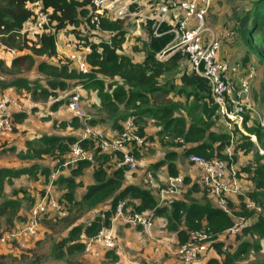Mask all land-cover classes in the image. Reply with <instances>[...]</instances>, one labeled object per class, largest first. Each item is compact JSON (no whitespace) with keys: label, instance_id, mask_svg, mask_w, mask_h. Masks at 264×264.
Segmentation results:
<instances>
[{"label":"trees","instance_id":"obj_1","mask_svg":"<svg viewBox=\"0 0 264 264\" xmlns=\"http://www.w3.org/2000/svg\"><path fill=\"white\" fill-rule=\"evenodd\" d=\"M158 1L160 0L149 1L146 5L153 6ZM132 7H130L131 11H139L138 6ZM230 10L232 16L228 23L232 28L227 29L223 39L219 38L221 46L226 41H231L234 33L236 38L239 37L248 46L249 52L255 54L260 62H264V0H244V4L234 10L231 7ZM92 11L91 0H0V43L3 47L16 45L19 47L18 54L8 62L0 58V94L7 89L24 91L35 102L52 101L50 110L55 112L63 104L66 105V101L61 99L63 93L76 87L93 90L97 92L101 107L106 109L108 114L106 118L116 134L121 133L123 124L130 121L137 134L144 139L142 146L135 144L126 146V151L130 152L137 161L153 140L144 133V125L149 121L158 126L155 135L160 143H171L170 145L180 147L196 143V146L184 150L185 157L196 155L206 161L228 160L229 164L232 163L233 159L224 155L225 150L230 146L231 135L228 132L219 133L212 129L214 122L216 120L218 122L220 117L216 114L218 106L211 98L208 82L194 72L180 71L183 57L178 52L166 61L161 62L157 59V55L168 50L173 41L174 35L170 32L172 27L167 23H161L155 30L152 21L143 22L146 39L140 40V48L134 46L132 49L134 53L144 55L142 62L137 63L131 57L122 54L128 33L124 30L121 20L100 17L98 32H107L110 35L109 40L98 39L99 34L90 23ZM39 13L46 15V24H39ZM34 25V30H30ZM60 34L72 36L76 49H80L81 46L88 49L85 58L89 66L87 74L79 73L73 67L71 60L59 58L56 40ZM30 35L33 36L32 42L28 39ZM24 49L29 50L30 53L22 54ZM36 57L45 60L37 63ZM251 64L255 65L252 62ZM33 69L43 77L37 79L26 77L25 73ZM168 76L176 78L166 80ZM170 93L184 97L186 101L191 100V104L186 108L189 124L185 117L175 116V111L178 109L176 104L159 101V98H165ZM20 116L21 119L25 117V115ZM101 121L87 120L85 123L94 126ZM246 121L247 118L242 123L245 132L249 135L255 134L260 139L259 131L248 128ZM67 125L78 129L81 128V121L74 118L69 123L61 124L63 127ZM241 138L235 141L236 145L232 152L233 155L241 152L247 157L255 146L248 136L242 135ZM75 144L91 152L93 163L98 160V166L93 172L94 184L86 187L81 201H76L74 197V191L78 187L75 178L82 176L83 170L90 167L92 162H78L77 166L72 168L69 178H62L59 175L53 182L54 189L62 184L66 189L60 199V202L64 203L66 216L59 220L66 224L65 229L68 230L66 236L52 244L51 253L55 261L72 263L69 258L85 253L87 241L110 228L113 213L121 202H125V209L130 208L138 214L152 213L154 217H164L167 229L176 234L179 247L189 241L191 233L205 234L214 241L234 225V219L229 214L209 203L171 201L170 209L159 207L150 189L124 185L126 173L124 168H116L108 177L104 165L113 158L118 162L122 159L123 153H101L97 142L91 137L78 140L73 137L42 136L37 141L26 144L25 156L39 160L43 157L52 159L53 168L61 169L60 165L64 163ZM173 157L174 154H167L164 160L151 165V174L155 176V171L167 164L169 174L176 175L175 166L169 162ZM241 171L248 174V179L253 184L252 192L244 198L261 211L260 213L254 210L248 211L242 201L235 216L253 221L247 222L233 237L238 242L235 250L226 252L228 250L223 249V242L213 243L212 248L217 254L209 257L206 264H237L252 249L260 248L258 240H264L263 156L256 152L254 162L248 163ZM37 173L43 176L45 183L48 184L51 173L49 169L39 168L36 165L18 170L0 168V240L5 234L15 230L16 223H24L25 218L18 215L23 207L22 201L29 202V209L35 203L25 197L24 190H12L10 198H7L4 193L5 183L12 185L13 178L23 175L36 180ZM19 194L23 197L18 198ZM134 201L139 203L134 204ZM95 211L96 215L87 223H77V219L73 217L74 213L81 212L78 214L81 215ZM45 217L50 218L49 215ZM43 219L41 223L45 222L49 225L50 221ZM246 236L255 238L256 242L242 240V237ZM15 242L16 240L7 242L9 251L0 252V264H40L41 259L35 255L29 256L22 252L16 257L7 254L13 247L11 243L15 244ZM32 252V250L27 251V253ZM105 258L113 262L118 259L114 250H110Z\"/></svg>","mask_w":264,"mask_h":264},{"label":"built area","instance_id":"obj_2","mask_svg":"<svg viewBox=\"0 0 264 264\" xmlns=\"http://www.w3.org/2000/svg\"><path fill=\"white\" fill-rule=\"evenodd\" d=\"M156 0H91L92 13L90 23L99 31L100 17L106 16L110 20H123L132 14L130 7L139 6L142 2ZM219 0H167L158 1L155 4H148L146 15H137L145 21H152L155 30L161 23H167L172 27L170 31L174 38L170 43L168 50L157 55L161 58L167 52L180 53L183 60L187 62L190 71L204 78L210 87V94L213 102L218 106V112L227 123L228 133L231 135L230 146L225 150L228 155L232 153L235 141L232 135V126H236L241 131L243 123L242 114L244 111L254 112V103L251 96L252 83L257 77L255 68L248 67L241 71L240 67L233 64L230 60L220 57L221 41L213 34L207 25L206 15L211 6ZM39 24H46L47 18L43 13L38 14ZM35 25L30 28L34 30ZM88 53V49H86ZM14 55V53H12ZM86 54L83 56H73L72 61L76 65L79 73L87 74L89 66L86 61ZM67 109L75 117L82 119L81 96L75 91L68 94L66 102ZM11 107L19 108L17 100L3 93L0 95V139L13 131V118L8 112ZM84 120L86 119L83 118ZM91 132L88 128L84 136L88 138ZM91 137L97 142L101 153L114 154L123 153L122 159L118 161V168H126L130 171L135 170L138 164L135 157L128 151L126 146L135 144L142 146L144 139L140 137L130 121L123 124V131L116 134L112 140L92 134ZM260 154L264 152L260 150ZM190 163L198 168L202 173V184L210 192L217 203L216 207L223 212L226 211V197L237 193L239 190V181L237 173L233 166L223 160L206 161L202 157L191 155L188 157ZM81 161H93L91 152L83 150L78 144L72 146L70 154L61 164V169H52L48 178L47 190L32 207L28 210L24 223L20 224L18 229L9 234L8 238L16 239L17 236L35 237L39 233L41 221L46 215L54 214L63 218L66 216L64 203L59 202L52 195L54 188L53 182L65 169H72ZM150 176V175H149ZM151 177V176H150ZM184 184L182 176L169 178L167 189L160 191V200L165 201L168 197L176 195L179 187ZM168 195V197H167ZM253 210L260 213V208L254 205ZM228 214V213H227ZM238 218V221L226 232L235 237L246 225L244 218ZM122 221L126 226L132 228H141L149 232L154 228V216L152 213L138 214L125 209V202L116 206L111 222ZM235 222V221H234ZM106 231V232H103ZM99 235L86 243L85 252H89L96 245L101 244L106 250H113L115 247L111 229L103 230ZM225 233V232H224ZM208 236L202 233H191L189 241L180 247L179 257L182 264H193L207 250L206 246H198L192 243L193 239L201 238L202 242L208 240ZM2 237L1 241L4 242Z\"/></svg>","mask_w":264,"mask_h":264},{"label":"crops","instance_id":"obj_3","mask_svg":"<svg viewBox=\"0 0 264 264\" xmlns=\"http://www.w3.org/2000/svg\"><path fill=\"white\" fill-rule=\"evenodd\" d=\"M221 1L222 0H219L217 3H214L210 8V10L213 9L211 13L218 16L217 18L218 24L220 20L222 19L220 18L221 12H219L220 7L218 4ZM146 4L147 2H142V4H140L137 8L139 10L138 12H136V10L130 11L132 14L135 13L136 15H130V17H127V18H132V19L136 18L137 20L136 23H139L141 21L140 23H142V25L144 26L142 19L139 18L137 15H139V13L143 15L147 14L148 7ZM133 6H136V5H133ZM230 11L231 10H229V12H227L226 14L228 15L227 19H230L231 17ZM225 23L226 24L224 27H221V24H219L220 25L219 26L217 23L211 24L210 29L212 30L213 34L217 38H222L225 35L227 29H231V25L226 21ZM139 33L140 34L138 36H135L134 38V42H137V43L129 44V49L127 51L128 52L127 56L131 57L137 63L142 62V60L144 59V55L142 53H134L132 49L134 46H137L140 48L141 47L140 40L146 39V32L144 28H143V31H139ZM60 36L61 35H58L57 40H56V51L58 53V56L59 58L64 57L72 61L73 55L76 54L74 38L72 36L64 35L63 39L59 41V39L61 38ZM72 42H73V46L71 44ZM126 43H128V41L125 42V44ZM231 43H232L231 41H226V43L221 46L220 57L224 59L236 58L239 60L240 57L242 58L243 55L245 54H242V56H240L237 53L239 44L236 45V43L235 44H231ZM84 54H87V52H85ZM173 54L175 53L167 52L166 54L162 55L161 58L157 57V59L161 62L166 61ZM183 63H185L184 60L181 62L180 71L183 70L187 73H191L189 66H187L186 69H181ZM73 67L76 68V65L74 63H73ZM42 77H43L42 75H40L38 72L35 71V77L29 78V79H35V78L37 79V78H42ZM72 91H75V92L78 91V93L81 96L82 103L86 107H93V108L101 107L100 100L97 96L96 91L93 92V90H84V89H81L80 87H76L74 89H71L67 93H63L61 95V99L67 102L68 94ZM3 93H6L13 99L17 100L19 108L11 107L8 111L11 114V117L13 118V131L10 134L4 135L0 139V168L18 170V169L30 168L31 166L36 165L39 168H44V169L46 168V169L52 170L54 167V162L52 159L43 157L41 160H39V159L27 158L25 156L26 151H27L26 144L28 142L37 141L42 136H63V137H73L78 140H84V139H87L84 136L85 134L84 126H87L89 130H92L94 132H100L103 136H106V137H110V136L112 137L116 134V131H114L113 128L111 127L110 121H108L106 117L102 116L100 112H97L96 114H93V113L89 114L88 115L89 117L86 116V119L82 120L78 117H75L72 114V112L67 109V106L65 104H63L57 111L51 112L50 106H51L52 101L35 102L29 97V95L26 92L24 91L17 92L15 89H7ZM159 101L170 103V104H176L178 109H176L175 111V116L185 117L187 124H189V119L186 116V113H187L186 108H188L189 105L191 104V100L186 101L184 97L174 96L173 93H170L168 96H165V98L163 97L159 98ZM20 115H25V117L21 119ZM219 117H220L219 120H223V126H222L224 128L223 132L227 133L228 128H227L225 119L221 115ZM74 118H77L79 121H81V128L75 129L69 125L65 127L61 126L62 123H69ZM20 119L21 121H19ZM87 120H90V121L91 120H95V121L102 120V121L101 123H96L94 126H90L85 123ZM82 122H84L85 124ZM157 131H158V126H155V125L152 126L149 124L144 125L145 136L152 137L153 140H151L148 149L142 152V156L138 160L139 166L142 167L143 170L139 173L138 172H133V173L126 172L124 185L125 186L133 185V186H137L143 189L144 188L150 189L152 193L154 194V197L158 205L159 203L158 199L160 200V195H157L156 191L154 190L153 188L154 184L158 182H161L162 184H167V181L169 180V178H172V177H175L181 174L185 176L184 178L186 180L184 181V184H183L184 188H183L182 194L179 197L171 196L172 197L171 201H180L184 203H190L194 201V202L201 203V200H203V198L201 197V194L199 192V188L197 186L198 184L195 181V177H197L198 175L197 174L198 168L194 166L197 169L196 170V169L189 167L186 157L183 153L186 148L191 147V146H196V143L188 144L186 145V147L170 145L171 143H160L159 139L155 135ZM170 153L175 155V157H173L172 160L169 162H171L175 166V171L177 172L176 175L174 176L170 175L168 172L167 164H165V165L160 166L155 171L156 172L155 176H153L150 172L151 165L164 160L166 155ZM93 161L91 162L93 163ZM97 162L95 161L90 167L85 168L82 172L83 173L82 176L75 178V183L78 184V187L74 191V197L76 201H81L83 196L85 195L86 187L94 184L93 183L94 182L93 172L95 168H97L98 166ZM117 164L118 162H116V159L113 158L111 162L104 165V168H105V171L108 177H110L113 171L116 168H118ZM71 170L72 169H68V168L63 170L62 173L60 174V177L69 178L71 176ZM36 176H37L36 180L30 178L28 175H23L19 178H13L12 185L7 184L6 182L4 185V193L7 196V198H10L12 190H24L26 193L25 197L32 199L34 202L36 201L35 199L37 197L39 198L40 196H43L46 190L48 189L45 183V178L38 173ZM65 190L66 189L63 184L57 185L55 189L53 188L52 195L56 199L58 198L61 199ZM22 197L23 195L21 194L18 195V198H22ZM212 199L214 198L212 197ZM28 203L29 202L22 201L23 207L21 208L18 214L20 217L25 218V219L27 216V212L29 210ZM138 203H139L138 201H134V204H138ZM168 209H170V207ZM155 218H156V220L154 221L155 226L153 228L150 238L152 239H154V237L157 238V236L155 235H157L158 229L156 230V228H158V223L161 224L163 222L165 234H163V238H162L163 241H160V242H165L169 239V237H172L173 241L174 242L176 241L178 244L176 234L173 232H170L167 229L166 219L164 217H155ZM20 223L21 222L15 224V230L18 229ZM110 229L111 231L113 230L112 232L119 231V233L121 234V236H119L120 242L124 245L129 246L131 249H133L135 251V255L138 249H139V252L142 251L140 249V245L138 244V241L142 239V237H144L143 232L141 231L142 230L141 228H132V227L124 225L122 221H118V222H111ZM19 238H22V237L17 236L15 239L17 243L19 242V240H17ZM7 246L4 245V247L6 248ZM4 247H3L2 252L5 251ZM161 251H162L161 253L163 254L162 249ZM11 252H12V249H11ZM130 255H134V254L130 253ZM146 256H149V254L146 253ZM146 256L142 255L143 258H145ZM117 258L118 259L116 260V262L119 261L118 256ZM155 262H152V263H155ZM129 264H139V263H129Z\"/></svg>","mask_w":264,"mask_h":264},{"label":"rangeland","instance_id":"obj_4","mask_svg":"<svg viewBox=\"0 0 264 264\" xmlns=\"http://www.w3.org/2000/svg\"><path fill=\"white\" fill-rule=\"evenodd\" d=\"M218 4L220 7V10H219V8H218V10H219V12H221L220 18H222L220 20L219 24H221V27H224L226 24L225 21L226 22L230 21V19H227L228 18V15H226L227 12H229L231 7L234 10L235 8L239 7L241 4H244V0H239V1L222 0ZM212 10H209L207 15H206L207 24L209 27L211 26V24H216V23L218 24V20H217L218 16L212 14L211 13ZM230 15L232 16L231 11H230ZM136 21H137L136 18H133V19L132 18H125V19L121 20L123 27H124V30H126V32L128 33V35L126 37V40L128 41V43H126L125 46L123 47L122 54H125V55L128 54L127 51L129 49V44L137 43V42H134V38H135V36H138L140 34L139 31H143L144 27H143L142 23H140L141 21L139 23H136ZM95 32L97 34H99L98 39L109 40V35H110L109 33L98 32V31H95ZM142 33H144V32H142ZM135 34H137V35H135ZM60 35H61L60 36L61 38L59 39V41H61L63 39V36H64L63 34H60ZM28 39L30 42H32L33 36L30 35L28 37ZM231 42H232L231 44H235V43H236V45L239 44L237 53L240 56H242V54H245V55H243L242 58L240 57L239 60L234 58V57H233L234 59H230V58H228V59L233 64L239 66L241 71H245L246 68H248V67H253V68H255L256 73H257V78L254 80V83L251 87V96H252V100L254 103V112L244 111L242 116H243V119L247 118L246 126L248 128H251V129H256L257 131H259V134H260V139H258L257 135H255V134L249 135L248 133H246L245 129L242 126H241V131L236 126H232V128H233L232 129V135H233L234 141L241 140L242 135L248 136L250 141L252 143H254L255 147L252 149V153L247 157L243 156L242 155L243 153L241 154V152H238L235 155H233V152L230 155H228L226 153V151L224 152V155L230 159L234 160V157L236 156V160H234V161L232 160V163H230V164L233 166L235 172L237 173V178L239 181V190L237 193L230 194L226 197V201H227L226 211L234 219V221L236 223L238 221V218L235 216V214H236L235 212H239L238 206L242 201H243V203L246 204V208L248 211H253V208H254V204L244 198L248 193L252 192L253 184L249 181L248 174L243 173L241 170L243 168H245L248 165V163L254 162V156H255L256 152H258V154L263 156V158H264V155L260 154V150L264 152V62H262V61L260 62V60L256 57L255 54H252L251 51L249 52L248 50H250V49H248V46L239 37L236 38V34H234V33H232ZM71 44L73 46V42ZM59 45H60V43H59ZM28 46H31V45L28 44ZM18 49H19L18 45L3 47V45H1V43H0V58L4 59L5 62H8L12 57H14L18 54V52H19ZM75 50H76L75 51L76 54L73 56H83V54L86 52V49L83 46H81L80 49H75ZM12 53H14V55H12ZM23 53L29 54L30 51L27 49H24V50H22V54ZM251 58H252V60H251ZM35 60L38 63L40 61H44L45 59L41 58V57H36ZM251 62L254 63L255 65L251 64ZM187 66H188V64H187V62H185L182 64L181 69H186ZM25 75L28 78L35 77V70L34 69L30 70V71L26 72ZM174 78H176V77L175 76H168L166 78V80L167 79L173 80ZM93 92H95V91H93ZM81 107H82V114L84 116L83 118H85L86 116H88L89 114H92V113L96 114L97 112H100V114L104 117H107V115H108L106 109L104 110L102 107H98V108L86 107L85 105H83L82 100H81ZM216 114L218 116H220V113L218 112V110H217ZM83 118H82V120H84ZM225 122H226V125H227V123H229L228 120H225ZM82 123H84V122H82ZM146 124L154 126V124L152 122H149V121L146 122ZM222 126H223V120H219L218 122L216 120L213 124L212 129H213V131L220 133V132L224 131V128ZM84 127H85V130H86V128H88L87 126H84ZM90 132H91V134L88 135V137L91 136L92 134H94L95 136L101 135L103 138L108 139V140H112L116 137V134L112 137L111 136L106 137V136H103L100 132H94L92 130H90ZM178 142L181 143V141H179V140H178ZM235 145L236 144H234V146ZM234 146H233V148H234ZM186 160H187L189 167L196 169L190 163L188 157H186ZM225 162H227L229 164L228 160ZM124 170L128 173H133V172L139 173L143 170V168L139 166V162H138V164L135 167V170L130 171L126 168H124ZM197 174L198 175H197V177H195V181L198 184L197 186L199 188V192L201 194V197L203 198V200H201V204H203V203L208 204L209 203V204L214 205V207H216L217 203H216L215 199H212V197L210 196V192L202 184V173L198 170ZM177 176H182L183 178L185 177L184 175H181V174H179ZM153 188L156 191L157 195H160V191L167 189V184H162L161 182H158V183L154 184ZM183 188H184V185L179 187L178 193L176 195H173L172 197H174V196L179 197L182 194ZM29 191H31V190H29ZM167 197H168V195H167ZM172 197H169L166 202L160 201L158 199V201L160 203V205L158 203V206L161 208H163L164 206H166L165 208H169L170 207V201H171ZM39 198L37 197L35 200L37 201ZM58 201L60 202L59 198H58ZM231 206H232V208H231ZM80 213H77V214L74 213V215H73L75 220L77 219V223L89 222L90 220H92V218L96 215L97 212L95 211L93 213L91 212V214L87 213V214L78 215ZM49 217H50L49 219H46V217L44 218V219H46L47 222L50 221L49 225L46 224L45 222L41 223L39 233L37 236L26 237V236L21 235L20 237H22V238L17 239V240H19L18 243H17V241L15 242V244L11 243V245L13 246L12 252H9L7 254H11L12 256L15 255L16 257H19L22 254V252H25L26 255H29V256L35 255V256H37V258L41 259L40 264H129V263L182 264L181 259L179 257L180 247L178 246L177 242L176 241L174 242L172 237H169V239L165 242H160V241H163V239H162L163 234H165L163 222L161 224L158 223V228H156V230L158 229L157 235H155V236H157V238L156 237H154V239L150 238L153 229H152V231H149V232L141 230L143 232L144 237H142V239H140L138 241V244L140 245V249L142 251L139 252V249H138L136 252V255H135V251L133 249H131L129 246L124 245L120 242L119 236H121V234L119 233V231L113 232L112 236H113L114 243H115V247L113 248V250H114V253L119 257V261L116 263L111 261V260H107L105 258V256L109 253V250H106L103 247V245H101V244L96 245L89 252H85L82 255L72 256L71 258H69L72 263H67L65 261H55L52 257V253H51L52 244L54 241H57L59 238L66 236L68 230L65 229L66 224L60 221L61 220L60 217H57L54 214L49 215ZM70 220H72V219L70 218ZM155 220H156V218L154 217V221ZM252 221H253V219H251L250 221H246V222L250 223ZM103 232H106V231H103ZM11 233H13V231ZM11 233L5 234L3 236L5 238L4 241H6V240H9V241L2 242L0 240V252L3 251L4 245H6V246L8 245L7 242L15 240L14 238H8L9 234H11ZM242 240H247L250 243L256 242L255 238H249L247 236L242 237ZM216 241L223 242V245H224L223 249L228 250L226 252L235 250L237 245H238V242L235 241V238L231 237L227 232L223 233L221 236H219V238L217 240H214V241L211 239V237H209L206 242H202L201 238L193 239L191 242L194 243L195 245L207 247V250L204 252V254L201 255L197 259V261L194 262L193 264H206V261L208 260L209 257L216 256L217 253L212 248L213 243H215ZM257 242L259 243L260 248L256 249V250L252 249L246 256H243L241 258V260L239 261V263H237V264H264V240H258ZM162 243H164V244H162ZM161 249L163 250V254L161 253L162 252ZM4 250H5V252L9 251V250H7L6 247H4ZM28 250H32L33 252L27 253ZM120 250L122 253L120 252ZM130 253H132L134 255H130ZM146 253H148L149 256H146ZM142 255H144L146 257L143 258ZM152 262H155V263H152Z\"/></svg>","mask_w":264,"mask_h":264}]
</instances>
